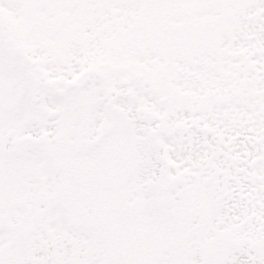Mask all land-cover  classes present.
<instances>
[{"label": "snow or ice", "instance_id": "obj_1", "mask_svg": "<svg viewBox=\"0 0 264 264\" xmlns=\"http://www.w3.org/2000/svg\"><path fill=\"white\" fill-rule=\"evenodd\" d=\"M0 264H264V0H0Z\"/></svg>", "mask_w": 264, "mask_h": 264}]
</instances>
